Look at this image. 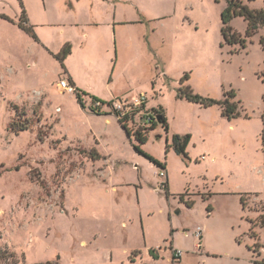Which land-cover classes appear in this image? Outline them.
Here are the masks:
<instances>
[{"label": "rangeland", "instance_id": "obj_1", "mask_svg": "<svg viewBox=\"0 0 264 264\" xmlns=\"http://www.w3.org/2000/svg\"><path fill=\"white\" fill-rule=\"evenodd\" d=\"M25 2L0 0V250L15 255L0 264H264L263 30L228 45L226 0H126L120 76L95 86L112 99L91 96L125 103V124L145 133L140 149L159 167L114 114L60 90V51L47 52L28 18L38 41L19 27L38 6ZM230 26L245 38L242 18ZM183 86L218 104L179 97ZM154 110L168 130L149 120ZM174 135L188 136L184 155ZM95 149L104 158L92 161Z\"/></svg>", "mask_w": 264, "mask_h": 264}, {"label": "crops", "instance_id": "obj_2", "mask_svg": "<svg viewBox=\"0 0 264 264\" xmlns=\"http://www.w3.org/2000/svg\"><path fill=\"white\" fill-rule=\"evenodd\" d=\"M23 1L26 5L27 2ZM32 1L38 6L32 11L26 6V17L35 25L36 34L47 52L56 54L65 44L71 47V52L64 60L66 77L60 80L66 79L77 90L83 89L90 93L86 97L82 96L84 104L92 103L91 95L106 101L112 99V96H99L95 86L108 72H112V76L116 75V78L120 76L116 69L117 62L119 57L121 59L124 56L129 42L125 31L127 16L123 7L126 0ZM148 40L150 39L147 37ZM140 42L142 43V40ZM75 61H79V64L82 61L84 69L82 70L79 64L75 66ZM158 75L161 76L160 73ZM139 95L143 94L128 100ZM100 113L109 114V111L102 106ZM106 122L109 123V119ZM95 143L98 144V141L95 140ZM91 152L99 156L92 161L104 158L96 149L87 150V154ZM163 169L166 171L165 167Z\"/></svg>", "mask_w": 264, "mask_h": 264}, {"label": "trees", "instance_id": "obj_3", "mask_svg": "<svg viewBox=\"0 0 264 264\" xmlns=\"http://www.w3.org/2000/svg\"><path fill=\"white\" fill-rule=\"evenodd\" d=\"M240 17L242 18L246 23H247V28L245 32V38L241 36L240 33L237 31L233 30L232 27L230 26V22L232 21L233 18ZM220 20H221V36L222 40L225 44L228 45H239L242 48H245L246 46V38H251L255 34H257L260 30H263L264 32V9L260 10H252L250 9L246 4L243 3L242 0H226L225 6L223 7L221 13H220ZM19 27L22 28L23 30L27 31L32 35L35 41H38L37 37L35 36L33 29L31 26L28 24V20L26 17V13L24 10H22L21 16H20V22H19ZM259 44L264 47V33L259 37ZM71 52V47L69 44H66L62 47L60 52L54 57L60 62L61 67L63 68L64 72L65 67H64V60L65 58L69 55ZM187 76L184 77L186 79ZM179 97L185 98L186 100L193 102V103H198L201 106H210V105H215L218 104V102L212 100V99H205L204 97L198 96L193 93L191 87L189 86H183L178 90ZM75 96L80 103V105L85 108L84 103H83V98L84 96L81 91L77 90L75 88ZM92 100V111L101 114V107L106 106L108 107L112 113L109 112V114H114V116L117 118L118 123L120 124L121 128L126 132V134L131 137L133 136L134 139L138 142V146H134L136 152H138L140 155H144L146 158H148L151 162H153L155 165L161 167V164L156 161L154 158H152L150 155L145 153L142 149H140V146L144 144L147 141V136L145 133H143L141 130H135L133 133L131 130L128 129L127 125L125 124L126 121L128 120L127 114L121 116V113L114 109L113 102L114 101H109V102H103L98 99H96L93 96H90ZM264 101V98H263ZM98 103L99 106H96L95 104ZM156 113V116L150 117V120L156 119V117H160V122L158 124H162V126L168 130V124L165 119V117L162 114V111L159 110H154ZM230 112L227 111V114ZM233 114V112H231ZM263 124H264V115H263ZM26 129V126H23L20 128V130ZM262 136L264 138V129ZM187 139L188 136L183 139L178 135H174L172 138V146L175 149L177 154H185V146L187 144ZM93 159L99 158V156L96 153L91 152L89 154ZM163 168V167H162ZM165 191L166 197H169V190L167 187V184H164V188L162 189ZM182 199V197H181ZM185 204L187 206H192V202L186 201ZM6 254L7 258L9 259H14L15 255L13 252L9 250H0V257L2 255ZM49 264V263H46Z\"/></svg>", "mask_w": 264, "mask_h": 264}, {"label": "built area", "instance_id": "obj_4", "mask_svg": "<svg viewBox=\"0 0 264 264\" xmlns=\"http://www.w3.org/2000/svg\"><path fill=\"white\" fill-rule=\"evenodd\" d=\"M58 86L62 92H66V93H70V94L75 93V87L72 84H70V82L66 79L60 80ZM145 100H146V98L144 95H139V96L131 99V102H132L133 106L137 107V106H141L142 104H144ZM126 101H127V99H126ZM95 105L99 106L98 103H96ZM113 106H114V109H116L117 111H119L121 113V116L128 114V113H124V111H123L125 108L124 106H126L125 103H123V105H121V103L118 100L117 103L115 101L113 102ZM148 118L150 120V117H148ZM159 175L164 176V173L160 172ZM163 188H164V184H160V189H163ZM177 254L180 255L181 252L177 251Z\"/></svg>", "mask_w": 264, "mask_h": 264}, {"label": "water", "instance_id": "obj_5", "mask_svg": "<svg viewBox=\"0 0 264 264\" xmlns=\"http://www.w3.org/2000/svg\"><path fill=\"white\" fill-rule=\"evenodd\" d=\"M160 117H156V121L159 123L160 122ZM179 214V213H178Z\"/></svg>", "mask_w": 264, "mask_h": 264}]
</instances>
